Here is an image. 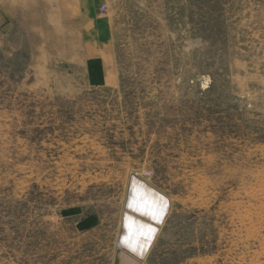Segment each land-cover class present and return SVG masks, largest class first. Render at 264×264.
Instances as JSON below:
<instances>
[{
	"label": "rangeland",
	"instance_id": "1",
	"mask_svg": "<svg viewBox=\"0 0 264 264\" xmlns=\"http://www.w3.org/2000/svg\"><path fill=\"white\" fill-rule=\"evenodd\" d=\"M0 264H264V0H3Z\"/></svg>",
	"mask_w": 264,
	"mask_h": 264
},
{
	"label": "crops",
	"instance_id": "2",
	"mask_svg": "<svg viewBox=\"0 0 264 264\" xmlns=\"http://www.w3.org/2000/svg\"><path fill=\"white\" fill-rule=\"evenodd\" d=\"M3 0H0V4H1V6H3ZM0 22H2V17L0 16Z\"/></svg>",
	"mask_w": 264,
	"mask_h": 264
}]
</instances>
